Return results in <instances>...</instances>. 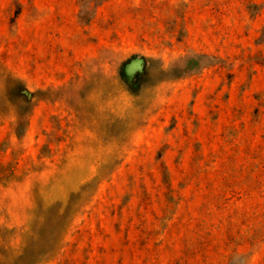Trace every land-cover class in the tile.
I'll return each mask as SVG.
<instances>
[{
    "label": "rangeland",
    "instance_id": "rangeland-1",
    "mask_svg": "<svg viewBox=\"0 0 264 264\" xmlns=\"http://www.w3.org/2000/svg\"><path fill=\"white\" fill-rule=\"evenodd\" d=\"M0 264H264V0H0Z\"/></svg>",
    "mask_w": 264,
    "mask_h": 264
}]
</instances>
